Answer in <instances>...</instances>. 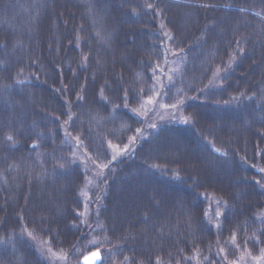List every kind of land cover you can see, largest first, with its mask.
<instances>
[{
  "label": "trees",
  "instance_id": "1",
  "mask_svg": "<svg viewBox=\"0 0 264 264\" xmlns=\"http://www.w3.org/2000/svg\"><path fill=\"white\" fill-rule=\"evenodd\" d=\"M165 61L177 113L85 197L72 141L106 163ZM262 210L264 0H0V264H45L32 238L76 260L94 244L226 263L262 250Z\"/></svg>",
  "mask_w": 264,
  "mask_h": 264
},
{
  "label": "rangeland",
  "instance_id": "2",
  "mask_svg": "<svg viewBox=\"0 0 264 264\" xmlns=\"http://www.w3.org/2000/svg\"><path fill=\"white\" fill-rule=\"evenodd\" d=\"M169 61H165L163 65H160L157 69V75L154 82V93L151 97L146 98L138 108L134 109L133 114L139 118L141 123L143 124V128L136 131L135 134L132 135L123 145H112L109 147V159L106 163H99L90 158V156L85 152V150L81 147L80 142L72 141V152L69 154L71 161L76 164L79 168L81 175H83V183L81 184L82 194L87 197L90 189L94 187V184L99 181V179L104 175L106 169L110 164L124 158L129 157L134 152L137 144H139L140 140L143 139L145 134H143V129L147 130L148 128H154L155 124L159 120H163L166 117L172 116L177 112L176 105H169L164 102V93L165 86L168 81V70H173ZM151 100L152 103H148ZM185 119V118H184ZM178 121H181L179 119ZM184 122V121H182ZM126 149V151H123ZM115 157V158H113ZM106 165V167H105ZM208 198L211 200V203L214 205H218L217 199L212 196ZM213 200V201H212ZM264 211V210H262ZM264 213V212H263ZM30 243L32 244L34 250L37 255L44 261L45 264H79L80 258L93 251L99 250L102 256L101 264H125V263H117L114 261L113 253L108 249L104 252L102 251V246L97 247L94 244L90 246V249L86 253H84L78 260L72 259L71 256H67L61 252H55L52 250L45 240H41L39 238L30 239ZM91 241V240H90ZM196 264V263H195ZM221 264H264V247L262 250H259L256 254H252L244 251L239 253L234 260H229L226 263Z\"/></svg>",
  "mask_w": 264,
  "mask_h": 264
},
{
  "label": "snow or ice",
  "instance_id": "3",
  "mask_svg": "<svg viewBox=\"0 0 264 264\" xmlns=\"http://www.w3.org/2000/svg\"><path fill=\"white\" fill-rule=\"evenodd\" d=\"M149 7H151V5H149ZM169 38H171V37H169ZM148 103H152V101L149 100ZM68 119L71 120L72 117L69 116ZM66 123H67V121H66ZM13 139H14V138H13L12 135H8V136L6 137V140H7L8 142H13ZM76 139L79 141V138H78V137H77ZM32 147H36V145H32ZM109 147H112V145L109 144ZM123 151H126V149H124ZM222 155H223V154H222ZM113 158H115V157H113ZM105 167H106V165H105ZM218 215H219V214H218ZM233 241H235V236H234V235H233ZM221 251H223V250H221ZM97 259H99V254H98V253H92V256H91V257H88V258L85 259V264H93V262H94L95 260H97ZM157 264H159V261L157 262Z\"/></svg>",
  "mask_w": 264,
  "mask_h": 264
},
{
  "label": "water",
  "instance_id": "4",
  "mask_svg": "<svg viewBox=\"0 0 264 264\" xmlns=\"http://www.w3.org/2000/svg\"><path fill=\"white\" fill-rule=\"evenodd\" d=\"M92 253H98V254H99V259L95 260V261L93 262V264H101L102 256H101V253H100L99 250H93V251H91V252H89V253L83 255V256L80 258V260H78V261H79V264H85V259L88 258V257H91V256H92Z\"/></svg>",
  "mask_w": 264,
  "mask_h": 264
}]
</instances>
